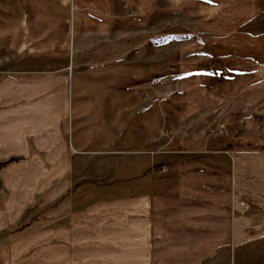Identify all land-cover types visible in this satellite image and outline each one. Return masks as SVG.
Returning a JSON list of instances; mask_svg holds the SVG:
<instances>
[{"label":"crops","instance_id":"crops-1","mask_svg":"<svg viewBox=\"0 0 264 264\" xmlns=\"http://www.w3.org/2000/svg\"><path fill=\"white\" fill-rule=\"evenodd\" d=\"M152 1L0 0V55L24 54L0 70V160L24 156L0 168V230L69 201L0 264H199L263 210L264 0L175 1L189 26L171 52L68 63L71 8L104 31Z\"/></svg>","mask_w":264,"mask_h":264},{"label":"rangeland","instance_id":"rangeland-1","mask_svg":"<svg viewBox=\"0 0 264 264\" xmlns=\"http://www.w3.org/2000/svg\"><path fill=\"white\" fill-rule=\"evenodd\" d=\"M175 1L179 3L181 0H155L149 7L135 5L132 7L123 2L121 7L117 8L119 18L110 23L109 29L104 31H88L82 28L75 30L72 18L73 8H71L68 26V63L83 68V66L111 58L155 60L161 53L171 52L174 42L179 40L177 38L181 31H184L185 26H189L188 23H183L185 22L183 17L187 14L181 13L182 9L173 3ZM163 3H166V7L159 6ZM32 27L33 25L23 24V42H26V37L31 35ZM27 28L30 30L28 36ZM29 40L32 41V36ZM56 47L57 55L54 56V65L65 61L63 55L65 49H62L61 40ZM23 55V53L11 54L9 57L0 55V70L4 72L9 66H21L19 61H23ZM22 64L30 65L31 62ZM262 194L259 200L261 205H264V182ZM68 210L67 198L54 200L43 206H37V204L32 206L16 225V231L0 236V250L7 242L21 234L50 226L55 222H62L63 215ZM236 241L240 247L235 243L233 247L215 249L199 264H264V208L255 216L245 217L237 232Z\"/></svg>","mask_w":264,"mask_h":264},{"label":"trees","instance_id":"trees-1","mask_svg":"<svg viewBox=\"0 0 264 264\" xmlns=\"http://www.w3.org/2000/svg\"><path fill=\"white\" fill-rule=\"evenodd\" d=\"M23 158H24V156H22V155H10V156H8L5 159L0 160V168L2 166H4V165L9 164L12 161L23 159ZM60 199H62V197H60L59 200ZM59 200H57V201H59ZM36 204H37V199L34 200L33 202H31L29 205H27L25 207V209L23 210L22 214L20 215V217L17 219V222L15 224H11L7 228L0 230V236H2L5 233H8V232L16 231L17 230V226L16 225L20 222L21 218L30 210V208L32 206H34Z\"/></svg>","mask_w":264,"mask_h":264},{"label":"built area","instance_id":"built-area-1","mask_svg":"<svg viewBox=\"0 0 264 264\" xmlns=\"http://www.w3.org/2000/svg\"><path fill=\"white\" fill-rule=\"evenodd\" d=\"M223 124L222 123H218V128H219V131H222L223 130ZM263 146H264V141H263ZM156 171H167L168 170V166L167 165H161L159 167H156L155 168Z\"/></svg>","mask_w":264,"mask_h":264}]
</instances>
